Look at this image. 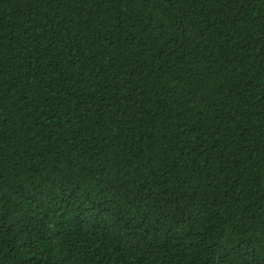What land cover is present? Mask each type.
Masks as SVG:
<instances>
[{"label": "trees", "instance_id": "obj_1", "mask_svg": "<svg viewBox=\"0 0 264 264\" xmlns=\"http://www.w3.org/2000/svg\"><path fill=\"white\" fill-rule=\"evenodd\" d=\"M0 264H264V0H0Z\"/></svg>", "mask_w": 264, "mask_h": 264}]
</instances>
